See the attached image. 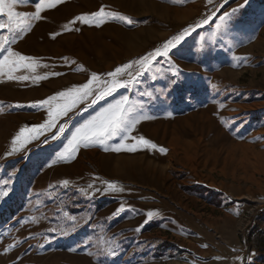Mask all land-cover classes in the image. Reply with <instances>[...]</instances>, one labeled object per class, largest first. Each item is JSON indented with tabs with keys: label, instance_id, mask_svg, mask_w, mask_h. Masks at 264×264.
Segmentation results:
<instances>
[{
	"label": "rangeland",
	"instance_id": "1",
	"mask_svg": "<svg viewBox=\"0 0 264 264\" xmlns=\"http://www.w3.org/2000/svg\"><path fill=\"white\" fill-rule=\"evenodd\" d=\"M101 8L100 26L69 23ZM14 10L32 14L34 2ZM42 16L11 45L31 67L12 79L0 72V264L254 262L247 235L264 210V0H61ZM185 29L151 71L136 63ZM93 73L92 96L38 139L13 144L22 128L48 120L40 101ZM112 79L132 83L92 103ZM121 96L143 117L124 143L143 136L155 149L112 151L116 137L57 159L75 127Z\"/></svg>",
	"mask_w": 264,
	"mask_h": 264
},
{
	"label": "snow or ice",
	"instance_id": "2",
	"mask_svg": "<svg viewBox=\"0 0 264 264\" xmlns=\"http://www.w3.org/2000/svg\"><path fill=\"white\" fill-rule=\"evenodd\" d=\"M28 2H30V0H0V14H4L7 17L5 21H0V31H6L10 34L0 36V55L3 57L0 59V72H3L4 68H7V75L9 79L13 78L12 73L14 70L20 67H31V64L26 65L24 63L31 58L21 55L18 51H13L11 45L15 44L17 39L31 27L32 21L41 20L43 18L42 14L46 10H50L60 4L61 0H33L35 10L32 14L21 13L14 10L16 5ZM235 11L236 10H233V12ZM105 15H107V13H105L104 9L101 8L98 12L75 17L69 23L72 25L83 23L89 26H100L104 21ZM230 16L231 13L224 12L219 19L221 22H225L230 18ZM128 22L131 23L132 21L129 20ZM203 23L207 24L208 20L205 19ZM217 28H220V25H217ZM64 29L69 30V25H64ZM188 32L189 29H185L181 34L176 35L173 39L167 41L164 44L162 51L160 49H156L155 52L141 57L136 61V63L140 65L142 70L151 71V61L156 57H168L170 49L177 48V45L184 39ZM128 67H130V65H124L123 68L117 67L115 71L109 73V75L116 77L123 71L124 68ZM169 70L172 71L173 76L178 75L180 72V70L171 63L169 64ZM140 74V71L136 72V76H139ZM55 75H59V73H56ZM36 78L42 79L43 77ZM17 79H28V77L22 76L17 77ZM94 83H99V77L95 73H93L92 78L82 86L69 89L66 92L61 91L57 95L50 96L47 99L40 101V106H47L48 120L45 123L33 126L31 129L22 128L20 130V135L16 137L13 144L15 145L17 141L25 142L29 139H38L40 135H43L45 132L55 128L59 118L68 115V113L75 108L77 104L94 94ZM130 83H132V80L124 81L123 84L116 79H112L110 82L106 81L104 88L95 92V99L91 102L95 103L96 99H102L105 96H109L116 90V88L127 86ZM136 111V106L130 102L128 96H121L119 99L114 100V102L108 103L107 106L97 112L96 115L91 116L82 124L75 127L74 131L71 132L70 137L67 139V143L64 145L62 151L56 154L57 159L69 160L77 152L81 145L88 147L90 144L96 142L103 145L105 141L112 140L116 137L120 138V142L116 143L111 148L112 151L134 152L140 150L141 146H148L155 149L157 146L143 136L134 138L135 143L131 146L124 143V141L128 139V134L135 129L136 125L140 122V119L143 118L137 116ZM26 131L29 133L27 136L25 135ZM65 131L66 126L61 124L57 128V131L53 133L52 139H58L61 134L65 133ZM45 142H47V137L45 138ZM12 151H18V148L14 146ZM159 151L164 152L165 149L160 148ZM8 154L10 155L11 153ZM52 163H56V160H53ZM65 183H67V181H65ZM108 187L113 191L117 190L111 183H109ZM151 215L152 213H148V216Z\"/></svg>",
	"mask_w": 264,
	"mask_h": 264
},
{
	"label": "trees",
	"instance_id": "3",
	"mask_svg": "<svg viewBox=\"0 0 264 264\" xmlns=\"http://www.w3.org/2000/svg\"><path fill=\"white\" fill-rule=\"evenodd\" d=\"M256 223L257 224L250 227L247 235V241L249 243V247L257 249L259 254L256 256L257 258L255 261L250 264H264V226L260 228V225L264 223V210L260 212ZM245 264H249L247 263V260H245Z\"/></svg>",
	"mask_w": 264,
	"mask_h": 264
},
{
	"label": "crops",
	"instance_id": "4",
	"mask_svg": "<svg viewBox=\"0 0 264 264\" xmlns=\"http://www.w3.org/2000/svg\"><path fill=\"white\" fill-rule=\"evenodd\" d=\"M110 179H114V178H110ZM125 182H127V183H131V182H129V181H125ZM132 183H135V181H133ZM132 183H131V184H132ZM139 185H140V184H139Z\"/></svg>",
	"mask_w": 264,
	"mask_h": 264
}]
</instances>
